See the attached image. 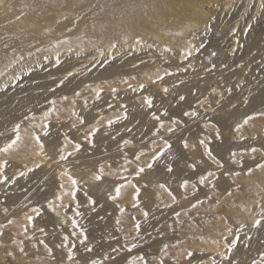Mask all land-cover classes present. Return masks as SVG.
<instances>
[{"label": "rangeland", "instance_id": "1", "mask_svg": "<svg viewBox=\"0 0 264 264\" xmlns=\"http://www.w3.org/2000/svg\"><path fill=\"white\" fill-rule=\"evenodd\" d=\"M5 15L56 41L0 61V264H264V0Z\"/></svg>", "mask_w": 264, "mask_h": 264}, {"label": "bare ground", "instance_id": "2", "mask_svg": "<svg viewBox=\"0 0 264 264\" xmlns=\"http://www.w3.org/2000/svg\"><path fill=\"white\" fill-rule=\"evenodd\" d=\"M46 7H48V6H46ZM34 8V7H33ZM37 8V7H36ZM16 10H18V9H16ZM54 10V9H53ZM52 9H51V15H53L52 14V11H53ZM39 11H41L40 9H39ZM39 11L37 12V13H39ZM46 11V10H45ZM45 11H43V12H45ZM50 11V10H49ZM49 11H47V12H49ZM9 12V11H8ZM47 12H45V13H47ZM16 13V12H15ZM25 13V12H24ZM54 13H56V12H54ZM18 14V13H17ZM36 14V13H35ZM43 14V13H42ZM49 14H50V12H49ZM49 14H47V16L49 15ZM3 16H4V14H2ZM24 15V14H23ZM26 15V14H25ZM38 15V14H37ZM41 15V14H40ZM46 15V14H45ZM45 15H42V16H45ZM51 15H49V16H51ZM16 16V15H15ZM28 16V15H27ZM26 16V17H27ZM29 16H35L34 15V13L31 15L30 13H29ZM49 16H48V18H49ZM183 16V15H182ZM5 17H6V19H2L1 18V16H0V18H1V20H0V23L2 24V22L4 21V20H9V18H12L10 15H9V17H7V15H5ZM5 17H3V18H5ZM21 17V16H20ZM19 17V18H20ZM38 17V16H37ZM36 16L35 17H33V18H37ZM52 17V16H51ZM25 18V17H24ZM28 18V17H27ZM43 19H45V18H47V17H42ZM31 19V18H30ZM7 20V21H8ZM11 20V19H10ZM21 20V19H20ZM42 20V19H41ZM51 20H53V18H51ZM7 21H6V23H7ZM27 21V20H26ZM39 21V20H38ZM47 23H50L49 22V19H47ZM56 21V20H55ZM24 22V21H23ZM22 22V24H24ZM34 22V21H33ZM43 22V21H42ZM12 22L10 21V24H7L8 25V27H6L5 28V30H7L8 32H7V34L10 32V35L12 34V33H16V30H12V28L14 27V26H12V24H11ZM16 23V22H15ZM27 23V26L28 25H30L31 24V26L30 27H28V28H30V29H32L31 27L33 26L32 25V23H30V24H28V21L26 22ZM38 23V22H37ZM36 23V24H37ZM40 23V22H39ZM45 23H46V20H45ZM34 24V23H33ZM13 25H15V24H13ZM16 25H17V23H16ZM38 25H41V24H38ZM55 25H57V23L55 24ZM19 26H21V24H19ZM160 26V25H159ZM2 27V26H1ZM21 27H23V25L21 26ZM56 27H58V26H56ZM65 27V26H64ZM11 28V29H10ZM25 28H26V26H25ZM0 29H3V28H0ZM16 29H18L17 28V26H16ZM22 29V28H21ZM35 29H37V28H35ZM50 29V28H49ZM55 29V28H54ZM20 30V29H19ZM19 30H17V31H19ZM28 29L26 28V31H27ZM47 30H48V28H47ZM60 29L58 28V30H56V32L57 31H59ZM23 32H24V30H22ZM30 31V30H29ZM39 31H40V29H39ZM39 31H37L36 32V34H34L33 36L32 35H30V36H24V37H21L20 39L19 38H17V39H19V40H14V39H8V38H4L3 37V35H5V34H2V33H0V61H1V58H3V57H9V54L11 53V50L13 51V49H20V51H22V52H27V51H29V49H28V45H33V44H36V47L35 48H33L32 50H30V51H34V50H37L38 48H40V47H43V46H45V45H50L53 41H56V39L55 38H53L52 39V37L50 38V40L47 38L46 39V37L44 38V37H42V36H40V34H42V33H38ZM2 32H3V30H2ZM12 32V33H11ZM41 32V31H40ZM45 32V31H44ZM52 32V31H51ZM50 32V33H51ZM138 32V31H137ZM19 33H20V31H19ZM18 33V34H19ZM22 33V32H21ZM21 33H20V35H21ZM58 33V32H57ZM126 33V32H125ZM49 34V33H48ZM64 34V33H63ZM9 35V34H8ZM23 35V34H22ZM53 35V34H52ZM13 36V35H12ZM17 36V35H16ZM49 36V35H48ZM10 37V36H9ZM51 39H52V41H51ZM129 44V43H128ZM6 46H9L8 48L6 47ZM42 50V49H41ZM142 50V49H141ZM17 51V50H16ZM118 51V50H117ZM41 52V51H40ZM47 56V55H46ZM218 56V55H217ZM7 57V58H8ZM53 57V56H52ZM124 57V56H123ZM36 58V57H35ZM10 59V58H9ZM118 59V58H117ZM166 59V58H165ZM164 59V60H165ZM4 60H5V58H4ZM8 60V59H7ZM39 60V59H38ZM170 65V64H169ZM124 72V71H123ZM171 81V80H170ZM79 84V83H78ZM37 99V98H36ZM256 102V104H258L259 102H261L262 101V97L260 98V97H258V99L257 100H255ZM1 102H4V103H12L13 102V98L12 97H8V96H6L5 94L4 95H2L1 96V98H0V103ZM14 103V102H13ZM35 103V98L34 97H28V98H24V99H22L20 102H19V104H18V106H17V109L18 110H20V109H23L24 107H26V106H30V105H33ZM260 104V103H259ZM256 106V105H255ZM16 111V110H15ZM21 112V111H20ZM15 112L13 111V110H10V111H6V116L8 117V120H10V121H13V119L15 118V116H16V114H14ZM22 115V114H21ZM6 116H5V118H6ZM8 122H2L1 123V127L2 128H5V126H7L6 124H7ZM0 127V128H1ZM8 129V128H7ZM6 141V140H5ZM4 143V142H3ZM219 150V149H218Z\"/></svg>", "mask_w": 264, "mask_h": 264}, {"label": "snow or ice", "instance_id": "3", "mask_svg": "<svg viewBox=\"0 0 264 264\" xmlns=\"http://www.w3.org/2000/svg\"><path fill=\"white\" fill-rule=\"evenodd\" d=\"M181 99H183V97H182ZM150 103H151V101H149V104H150ZM262 115H264V114H262ZM245 123H247V121H245ZM18 127H19V126H17V128H18ZM45 134H47V133H45ZM17 140H19V136H17ZM37 140H39V137H37ZM15 143H16V141H13L12 144L8 145V148L12 147ZM78 147H79V146H77V149H78ZM3 150H4V151H7V148H5V149H3ZM253 150H254V149H253ZM209 154H210V153H209ZM60 159L63 160V159H66V157H65L64 155H61V156H60ZM148 167L150 168V167H151V164H149ZM169 170H171V169H169ZM143 171H144V169L141 168V169H140V172H143ZM97 179H100V177H97ZM75 183H76V182L73 181V184H75ZM117 193H119V189H117ZM28 219L31 220L32 218L29 217ZM259 224H260V221H259V220L256 221V225H259ZM41 231H43V230L41 229ZM232 243H233V246H234L235 242H232ZM21 250H23V249H21Z\"/></svg>", "mask_w": 264, "mask_h": 264}]
</instances>
